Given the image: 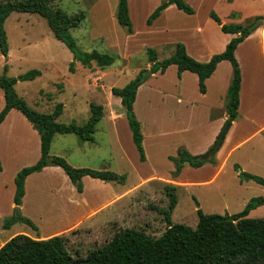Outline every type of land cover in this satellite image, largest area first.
I'll list each match as a JSON object with an SVG mask.
<instances>
[{
  "label": "rangeland",
  "instance_id": "rangeland-1",
  "mask_svg": "<svg viewBox=\"0 0 264 264\" xmlns=\"http://www.w3.org/2000/svg\"><path fill=\"white\" fill-rule=\"evenodd\" d=\"M162 1L128 0L134 36H129L117 24L118 0H61L54 4L55 8L68 15L85 14V19L78 28L70 31V35L82 52L97 51L113 58L112 64L104 71L95 65L86 68L79 62L71 64V52L53 37L47 23L39 16L12 13L5 21L9 57L6 59L0 53V77L5 74L9 78H17L32 70L44 72L41 78L17 81L14 86L17 95L30 108L50 113L56 104L61 103L63 112L57 122L83 126L90 116V104L103 107V117L95 127L92 141H81L72 134L56 135L50 145L49 156L61 157L75 168L108 170L124 176L123 184L110 183V186L114 197L129 193L101 215L84 219L82 226L70 227L88 214L95 204L97 191L90 183V177L84 181L85 198L89 202L85 206L77 203L80 197L69 190L68 186L72 184L65 179L61 169L33 173L25 180L19 212L37 230L22 223L4 226L15 214L13 198L17 173L34 165L40 158L38 132L20 112L11 110L0 124V247L19 234L40 239L62 235L72 257L84 259L124 229L134 228L155 238L165 231L163 216L145 209L144 202L149 199L148 202L158 208L168 207L163 188L168 184L175 186L171 179L174 164L170 159L177 156L179 149L187 151L188 147L191 149L203 143L211 136L214 127L208 122L207 110L197 108L194 112L196 117L191 120L188 119V110L183 108L179 115L185 127L176 132L172 92L179 73L175 66H169L163 73L152 74L153 63L149 62L147 50H154L156 63H161L173 55L177 44L183 45L177 42L181 34L173 30L178 28L181 31L192 25L204 27V37L212 51L219 53L218 46L227 37L210 14L214 13L225 25H234L241 16L225 18V5H217L214 0H187L185 2L193 8L195 16L190 17L174 9L161 20L156 18L152 21L150 29L146 26L148 17ZM242 5L243 8L248 7L245 3ZM254 10L257 16H243L241 25L264 17L263 0L256 1ZM243 13L248 12L244 9ZM258 22L264 23V20L258 19ZM161 23L167 26V33L160 30ZM240 57L243 74L241 117L232 143H238L253 131L246 117H252L258 126L264 125V58L261 47L255 48L252 56H247L243 49ZM48 60L53 63L47 64ZM139 75L144 82L137 91L133 113L143 135L145 162L139 161L120 98L111 93L112 88L121 89ZM231 78V66L225 63L215 77L217 81L212 79L205 100L197 95L199 92L192 79L185 83V94L192 100L211 105L208 114H218L225 109ZM3 108L4 95L0 90V112ZM241 172L264 179V132L235 149L221 168L216 163H206L199 168L185 166L178 176L181 185L176 186L177 204L170 214L171 223L195 228L198 210L205 215H233L241 212L253 198L264 197V187L245 180ZM108 197H111V192ZM247 218L263 219L264 204L251 210ZM99 222L104 224L96 225Z\"/></svg>",
  "mask_w": 264,
  "mask_h": 264
},
{
  "label": "trees",
  "instance_id": "trees-1",
  "mask_svg": "<svg viewBox=\"0 0 264 264\" xmlns=\"http://www.w3.org/2000/svg\"><path fill=\"white\" fill-rule=\"evenodd\" d=\"M58 1L61 0H0L1 55L6 59L8 58L9 48L4 30V23L7 18L12 13L34 14L45 20L53 37L71 52L73 58L71 64L79 62L86 68H92L95 65L104 71L112 64L113 58L97 51L82 52L77 48L70 35V31L78 28L85 19V14L68 15L54 7ZM171 5L187 15L194 14V10L184 0H164L148 17L147 25H151L152 21ZM115 17L117 24L124 28L128 35L132 34L127 0H118ZM210 17L220 25V31L223 34L233 37L227 43L224 51L213 55L207 63H200L191 58L182 44H177L173 55L161 63H156L154 50L148 49L147 53L149 62L153 63L152 74L163 73L169 66L175 65L179 75L188 71L197 76L201 93L205 92V81L213 74L217 65L222 61H228L232 68V78L227 90L225 105L227 119L230 121L229 129L238 115L241 86V72L234 52L240 43L263 24L261 22L256 23V21L258 19L264 20V17H257L254 22L248 25H222L214 13H211ZM4 71H7V66ZM40 75V71L32 70L17 78H9L5 74L0 77V90L3 91L4 95V108L0 112V124L11 110H17L38 132L40 137L39 160L34 165L18 172L14 179L13 203L15 214L6 221L4 226L9 227L16 223H22L34 231L37 230L36 226L29 219L21 216L19 212L24 196V183L31 174L41 172L46 166L59 167L67 175L77 193H82V178L85 176L107 183L123 184L125 181L124 176L112 171L75 168L61 157L49 156L50 145L56 135L72 134L81 141H92L95 127L103 117V107L90 104V116L83 126H78L75 123L68 125L58 123L57 119L63 111L61 103L56 104L52 112L41 113L30 108L15 91L14 86L17 81H32ZM143 82L144 79L139 75L123 88L111 89L112 95L120 98L121 105L125 109L132 142L140 162H145L146 159L140 124L135 119L133 104L137 89ZM170 160L174 164V171L171 172V179L174 181L185 166L199 168L206 163H216L215 158L202 161L199 156H193L185 149H179L177 156ZM241 175L245 180L254 181L264 187V179L242 172ZM163 191L168 199L166 209L152 205L148 202L149 199L144 202L145 209L162 215L166 222L165 231L157 238L147 235L144 231L127 228L115 234L108 243L91 252L86 258L74 259L66 247L65 237L62 235L40 239L19 234L0 247V264H264V218H247L251 210L264 204V197L253 198L241 212L233 215H205L198 210L197 225L195 228H190L183 224H172L170 221V214L177 204L176 186L168 184L164 186Z\"/></svg>",
  "mask_w": 264,
  "mask_h": 264
},
{
  "label": "crops",
  "instance_id": "crops-1",
  "mask_svg": "<svg viewBox=\"0 0 264 264\" xmlns=\"http://www.w3.org/2000/svg\"><path fill=\"white\" fill-rule=\"evenodd\" d=\"M185 1L188 2L187 0H184V2ZM256 1L257 0H214L213 3H215L217 5L218 4H220V5L224 4L225 5V9L227 10L223 14V16L225 15V18H229V17L232 18L233 16L236 17V16L240 15L241 17H238L240 19L238 21H234V23H233L234 25H237V24H242V18L245 15H249L250 17L257 16L258 13H256V11L254 10ZM161 3L162 2H160L158 5H156L155 9ZM243 3L247 4L248 7L243 8L242 7ZM127 4H128V0H127ZM263 4H264V0H263ZM174 9H176V7L174 5L167 7L164 11H162V13L160 14V16L157 19L161 20L166 15H168L171 11H175ZM244 9L248 13L244 14L243 13ZM176 11L179 13L181 12L177 9H176ZM152 12L150 13V15L152 14ZM194 14H195V12H194ZM194 14L188 15V16H190V17L195 16ZM128 15H129V13H128ZM229 22H233V20L232 21L229 20ZM221 24L223 25L224 22L221 21ZM146 26L148 28L152 29L153 24L149 25V26L146 24ZM176 26H178V25H176ZM166 27L167 26L165 24L161 23L160 30H162L164 33H167V30H165ZM218 28L220 29V25H218ZM132 30H133V28H132ZM173 31L181 34L179 39H177V42L183 43L187 54L190 57H192L194 60H196L197 62H200V63H207L213 55L219 54L220 52H223L224 51L223 48L226 47L227 43L233 37L231 35L224 34L225 37H227L228 39L224 38V43H222L218 46L219 53H215L217 51H214V52L212 51L211 45H210L208 39H206L204 37L205 32H206L204 30V27H201V26H195L194 27L191 25V26H185L184 29H182L181 31L178 30V28L176 30H173ZM134 35H135V33L133 31L132 34H130L129 36H134ZM256 39H258V40H256ZM263 40H264V23L260 27H258L253 33H251V35H249L242 43H240L237 46V48L234 52V57L238 62L240 72H242V62H241V57H240V51L245 49L247 56H252L253 52L255 51V48L260 46L261 47V55L264 58V41ZM46 63L51 64L53 62L48 60ZM225 63H229V62L228 61L220 62L217 65L213 74L205 81V92L204 93H201L199 91L198 78L194 73L184 71L179 76H177V81H176L175 86H174L175 90L172 92V97H173L172 99L175 100V107L172 109L173 110L172 112H173L174 116L176 113V121H177L176 132H180L181 128H183V126L185 127L184 120L179 115V111H181L183 108H186L188 110V113H187L188 119H191V120H194V117H196V114L194 112L197 108H199V107L203 108V109H205V111L207 110V112H208V109L209 110L212 109L211 105H208L206 102H205V104H203L202 102H197L195 99L192 100L191 98H189L185 94V88L184 87H185L186 81L192 79L194 81L197 89H198V92H199V94H197V93L196 94L199 95L200 99L205 100L207 98L208 93H209V85H210L212 79H215L220 67H223L225 65ZM229 65H230V63H229ZM147 66L149 67V65H147ZM171 66H175V65H171ZM43 75H44V72L41 71V75L37 78H41V77H43ZM192 75H195V76H192ZM215 80L217 81V79H215ZM141 86L142 85L139 86L137 91L141 88ZM224 86H225V84H224ZM226 86H227V84H226ZM228 87H229V85H228ZM242 89H243V74L241 75V86H240V92H239V108H238L237 118L235 121L232 122V125H230V129H229L228 133L226 132V134L223 138V141L220 145V148L215 155L216 165L219 164L220 168L225 164V162H227L228 158L235 151V149L240 147L242 144H244L248 140L252 139L254 136L264 132V125L258 126L252 117H246L245 120L251 126H253V131L250 132L249 135H247L245 138L240 140L238 143H236V142L232 143L233 134H234L235 128L237 126L238 119H240L239 117H241L239 115V111L241 108L240 97H241ZM135 100H136V98H135ZM120 104H121V100H120ZM134 104H135V101H134ZM134 104H133V109H134ZM207 112H206V117L208 119V122L213 125L214 129H213L211 136H209L203 143H201V144L199 143L198 145H194L191 149H190V147H188L187 151L193 156L203 155L213 146V144L215 143V141H216V139H217V137L221 131L223 124L225 123V121L227 119L225 109L218 111L217 112L218 114H215V115H210ZM185 129H187V128H185ZM185 129L183 131H185ZM142 145H143V135H142ZM143 149H144V147H143ZM145 159H146V156H145ZM57 169H61V168L55 167V166H46L42 169L41 172H43V171H55ZM65 177H66L65 179H68L66 174H65ZM87 177H89V176H85L82 178V193H77V191L75 190L74 187H72V185L68 186L69 190L72 191V193L75 192L80 197L79 202L77 201V203L83 204L85 206L89 205L88 200L85 198L86 188L84 185V181ZM89 181L94 186V188H96V191H97V194L94 196L95 204L92 208H90L88 214L82 216V218L78 219V221L76 223L70 225V227L82 226L84 219L89 220L91 217H96L97 215H101V213H103V211H106L109 207H111L112 204L114 205L115 201L118 202V200L123 198L124 195H127V193H129V192H124L123 194H120L119 196L114 197V190L111 188L110 183L101 181L99 179H94L91 177H90ZM66 183H68L67 180H66ZM173 184L175 186L181 185V183L179 181V177L175 181H173ZM109 192H111L110 198L108 197ZM72 201H73L72 203L74 204L75 201L74 200H72ZM100 224H104V223L99 222L96 225H100Z\"/></svg>",
  "mask_w": 264,
  "mask_h": 264
},
{
  "label": "water",
  "instance_id": "water-1",
  "mask_svg": "<svg viewBox=\"0 0 264 264\" xmlns=\"http://www.w3.org/2000/svg\"><path fill=\"white\" fill-rule=\"evenodd\" d=\"M230 121L227 120L225 123H224V126L222 127L221 131H220V134L218 136V139L216 141V144L210 148L205 154L203 155H200L199 156V159L202 160V161H209L211 160L212 158L215 157L217 151L219 150L220 148V145L223 141V138L226 134V131L228 130V125H229Z\"/></svg>",
  "mask_w": 264,
  "mask_h": 264
}]
</instances>
